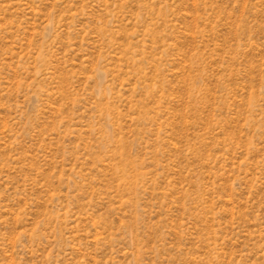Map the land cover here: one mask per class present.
I'll use <instances>...</instances> for the list:
<instances>
[{"label":"rangeland","instance_id":"1","mask_svg":"<svg viewBox=\"0 0 264 264\" xmlns=\"http://www.w3.org/2000/svg\"><path fill=\"white\" fill-rule=\"evenodd\" d=\"M0 264H264V0H0Z\"/></svg>","mask_w":264,"mask_h":264}]
</instances>
